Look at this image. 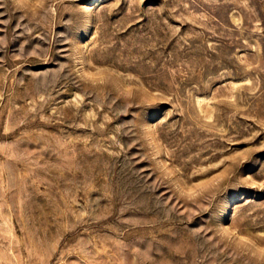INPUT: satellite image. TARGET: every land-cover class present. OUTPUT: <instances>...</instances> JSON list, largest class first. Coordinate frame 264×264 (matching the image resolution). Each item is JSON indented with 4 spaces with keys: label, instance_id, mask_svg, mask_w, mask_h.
<instances>
[{
    "label": "rangeland",
    "instance_id": "1",
    "mask_svg": "<svg viewBox=\"0 0 264 264\" xmlns=\"http://www.w3.org/2000/svg\"><path fill=\"white\" fill-rule=\"evenodd\" d=\"M0 264H264V0H0Z\"/></svg>",
    "mask_w": 264,
    "mask_h": 264
}]
</instances>
